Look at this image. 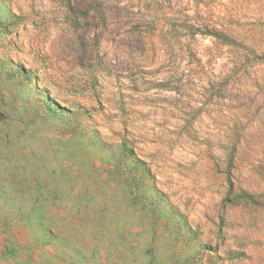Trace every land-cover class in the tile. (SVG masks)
I'll return each instance as SVG.
<instances>
[{
  "label": "rangeland",
  "instance_id": "374dc122",
  "mask_svg": "<svg viewBox=\"0 0 264 264\" xmlns=\"http://www.w3.org/2000/svg\"><path fill=\"white\" fill-rule=\"evenodd\" d=\"M0 264H264V0H0Z\"/></svg>",
  "mask_w": 264,
  "mask_h": 264
},
{
  "label": "trees",
  "instance_id": "16d2710c",
  "mask_svg": "<svg viewBox=\"0 0 264 264\" xmlns=\"http://www.w3.org/2000/svg\"><path fill=\"white\" fill-rule=\"evenodd\" d=\"M215 36L217 38H219L220 40L224 41L225 43H228V44H236V42L231 39L228 35H226L225 33H215ZM251 196L249 194H247L246 192H238V193H235L232 200L233 201H249L251 200Z\"/></svg>",
  "mask_w": 264,
  "mask_h": 264
}]
</instances>
